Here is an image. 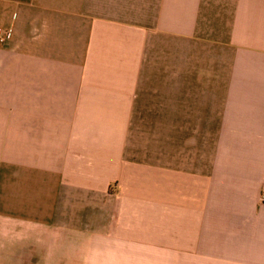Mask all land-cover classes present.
<instances>
[{
  "label": "crops",
  "instance_id": "1",
  "mask_svg": "<svg viewBox=\"0 0 264 264\" xmlns=\"http://www.w3.org/2000/svg\"><path fill=\"white\" fill-rule=\"evenodd\" d=\"M0 264H264V0H0Z\"/></svg>",
  "mask_w": 264,
  "mask_h": 264
},
{
  "label": "built area",
  "instance_id": "2",
  "mask_svg": "<svg viewBox=\"0 0 264 264\" xmlns=\"http://www.w3.org/2000/svg\"><path fill=\"white\" fill-rule=\"evenodd\" d=\"M9 36H10L9 31H4V32L0 31V38L6 39ZM261 199L264 200V194H262Z\"/></svg>",
  "mask_w": 264,
  "mask_h": 264
}]
</instances>
